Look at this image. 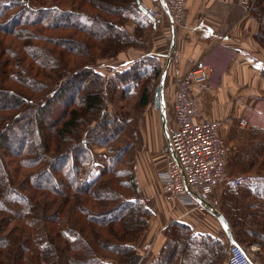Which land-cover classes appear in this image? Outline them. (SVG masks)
<instances>
[{
  "label": "trees",
  "instance_id": "1",
  "mask_svg": "<svg viewBox=\"0 0 264 264\" xmlns=\"http://www.w3.org/2000/svg\"><path fill=\"white\" fill-rule=\"evenodd\" d=\"M54 1L0 0V264H133L150 211L123 191L135 196V159L123 161L129 143L110 145L124 123L122 112L107 109L109 91L139 84L138 103L146 105L145 82L160 79L163 65L149 54L107 77L95 69L98 59L143 44L138 0ZM258 3L264 45V0ZM238 139L230 163L250 175L225 187L218 210L236 243L264 249V126H249ZM97 144L107 148L102 160ZM165 235L151 264H225L222 229L197 234L172 221Z\"/></svg>",
  "mask_w": 264,
  "mask_h": 264
},
{
  "label": "crops",
  "instance_id": "2",
  "mask_svg": "<svg viewBox=\"0 0 264 264\" xmlns=\"http://www.w3.org/2000/svg\"><path fill=\"white\" fill-rule=\"evenodd\" d=\"M259 1L187 0L180 17L174 21L170 17L167 0L165 4L159 0H138L141 20H144L143 13L149 7L158 10L159 19L155 24H146L144 49L131 47L126 54L121 53V59L103 62L104 72L109 73L149 54L157 56L164 67L171 44L177 53L176 64L182 71L194 59L203 58L210 67V77L204 91H198L197 86L193 88L199 118L219 120L220 137L227 147H235L233 135L249 126H264V45L258 38L259 22L253 14L256 4L260 5ZM125 27L133 31L135 22L129 20ZM173 79L172 61H169L162 76L166 130L174 117ZM150 113L143 117L138 128L134 162L135 194L147 199L145 206L150 216L147 229L135 242L133 264L155 261L168 240L165 228L172 221L189 225L197 234L217 235L222 229L209 203H173L162 192L159 173L165 165L163 149L168 141L160 124V108L153 105ZM221 189L224 188L216 186L211 195L218 203ZM214 207L218 210V205Z\"/></svg>",
  "mask_w": 264,
  "mask_h": 264
},
{
  "label": "built area",
  "instance_id": "3",
  "mask_svg": "<svg viewBox=\"0 0 264 264\" xmlns=\"http://www.w3.org/2000/svg\"><path fill=\"white\" fill-rule=\"evenodd\" d=\"M187 0H167L172 20L180 17ZM147 24H155L159 12L153 7L144 11ZM173 123L168 125V143L163 152L164 168L159 173L161 190L170 202L185 205L209 203L217 207L212 198L216 186L236 187L247 183V175H231L226 169L227 147L219 135L221 122L212 118H199L197 99L193 88L204 91L208 86L210 67L203 58L194 59L183 71L172 50ZM145 204L146 198L132 196ZM225 264H254L244 247L238 243L227 246Z\"/></svg>",
  "mask_w": 264,
  "mask_h": 264
},
{
  "label": "rangeland",
  "instance_id": "4",
  "mask_svg": "<svg viewBox=\"0 0 264 264\" xmlns=\"http://www.w3.org/2000/svg\"><path fill=\"white\" fill-rule=\"evenodd\" d=\"M61 1L64 2V4H66L64 7L72 6V0H66V1L65 0H57V2L54 1V3H58L59 4ZM75 2H76V0H75ZM61 7H63V6L61 5ZM83 7H87V6L84 5ZM125 26H126V24H125ZM128 31H130V30H128ZM145 39H146V35L141 36V40L143 41V44L141 46L140 45H136V46H132V47L133 48L144 49L142 47L145 46V44H144V40ZM130 48L131 47H125L122 51H120L118 54H116L113 57H105V58H102V59H98L96 61L97 63L94 65L96 71L102 73L104 76L107 77L108 75L112 74L116 70H123V69L128 68L131 65V63L139 60L140 58L128 63L126 66H123L121 68L112 69L109 73L104 72L105 68H103L102 63L106 62V61L112 62L114 60L121 59V57L123 56L121 53L124 52L126 54L127 53L126 51H128ZM72 65H73V63H72ZM159 81H160V79H158L157 81L155 79V81H151V82L149 81L148 83L145 82V84H147L149 89H150V97H151V98L149 97V102L146 105H140L138 103V99H139V95H140V91H141V87L139 86V84H138L137 89L136 88L132 89V87L125 88L122 84H120L119 85L120 87L117 89V91H115V88L113 90L111 89L109 91L110 93H111V91L114 93V95H113L114 96V100L108 103L107 109L110 111L111 114H113L114 112H122V114L120 115V118L121 117L123 118V123H124V125H122L121 128H120L122 131L118 127H116L115 132H116L117 128H118V131H117L116 137L114 139L110 140V145L112 146V149H114V147L120 148L119 147L120 144H123V143L126 144V145L129 143V146H130L129 149L122 154L123 157H124L123 161L127 160V159H128V161H130V160H132L133 157L135 159V155H136V152H137V145H138V141H137L138 140L137 139L138 128H139L140 123L143 120V117L148 115V113H150L152 111V106H153L152 94L154 92L155 87L158 85ZM67 94H66V97H67ZM75 94H76V91H75V89L72 88L69 91L68 97L66 99H64L65 100L64 103H66L68 99L74 98ZM64 103L63 102H59L60 105H63ZM155 114H156V112H155ZM96 116H98V114ZM154 117H155V115H154ZM22 124L23 123L21 122V125ZM114 126L115 125H113V128H114ZM96 132L99 133L100 129H97ZM105 132L106 131H104L103 134H106ZM243 132L244 131L239 132L236 135H233V137H235V140H236L234 142L235 146L238 143L239 135H241ZM94 148H95V151L98 153V155H100L99 159L102 160V158H100V157L101 156L102 157L105 156V151L107 150V148L102 146V145H99V144L95 145ZM233 149H234V147H232V148L227 147L226 169H227L228 174H231V175H239V174H241V175H250L249 171L248 172H243V171L240 170V168L238 166V162L235 161L233 164L230 163L231 155L234 154V150ZM127 166H129V164L120 165V170L128 171L129 168ZM127 174L128 173H126L125 175H127ZM118 179H122V177L118 176ZM115 187L116 188H120L118 186H115ZM226 189L227 188L221 189V190L223 192ZM123 191H124V193H127L130 196L131 195L133 196V193L130 194V191H128L127 188H125V190H123ZM135 196H136V194H135ZM219 203H220V201H219ZM143 205H145V204H143ZM219 206H220V204H219ZM41 239H44V235L43 234H42ZM240 246H242V245H240ZM244 249L246 250V252L252 258L253 263L254 262H259V261L262 262L263 261L262 263L264 264V258H262V257H264V249L263 248L260 249L258 247V245L252 244L248 248L244 247ZM226 251H227V249H226ZM225 257H226V252H225ZM253 258H254V260H253ZM257 258H259L260 260H257Z\"/></svg>",
  "mask_w": 264,
  "mask_h": 264
},
{
  "label": "water",
  "instance_id": "5",
  "mask_svg": "<svg viewBox=\"0 0 264 264\" xmlns=\"http://www.w3.org/2000/svg\"><path fill=\"white\" fill-rule=\"evenodd\" d=\"M159 1L162 4H165V0H159ZM172 50H173V44H171V46H170V49H169V52H168V56L166 58L164 67L162 69V74H161L160 81H159L158 85L155 87L154 92H153V105L156 108H160V114H159L160 124H161L162 130H163V132L165 134V138H166L167 141H168V135H167V130H166L165 109H164V105L162 103V93H163V88H164L163 87V82H162V76L164 74V70H165L166 66L169 63L170 55H171ZM208 206L210 207V209L212 210V213L217 217L218 221L220 222V224L222 226V229H223V231H224V233L226 235L228 244L236 243V241L233 238V235L231 233L228 221L225 218V216L219 210H217L214 206H212L210 204H208Z\"/></svg>",
  "mask_w": 264,
  "mask_h": 264
}]
</instances>
